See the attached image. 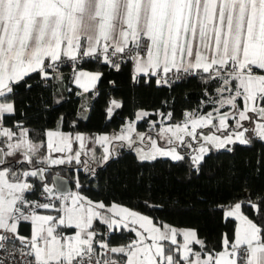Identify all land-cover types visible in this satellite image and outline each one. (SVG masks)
<instances>
[{
    "label": "snow or ice",
    "instance_id": "snow-or-ice-1",
    "mask_svg": "<svg viewBox=\"0 0 264 264\" xmlns=\"http://www.w3.org/2000/svg\"><path fill=\"white\" fill-rule=\"evenodd\" d=\"M86 61L115 73L128 67L132 86L171 89L196 79L203 99L174 123H167L173 111L138 107L111 134L78 130L90 108L68 130L63 115L53 128L16 119L21 88L47 91L52 81L70 79L77 96H100L104 73L85 71ZM50 95L51 105L64 99L59 91ZM105 105L110 121L125 100L109 94ZM141 121L148 131L137 130ZM257 142L264 147V0H0V264H264V190L254 192L241 175L242 164L264 176V151L254 162L236 159L238 147ZM121 149L141 166L135 181L146 193L161 161L169 172L184 169L180 183L204 177L231 190L209 209L221 227L234 224L231 232L211 243L199 226L177 228L94 200L79 179L75 191L45 182L50 167L73 163L95 179L98 168L118 162ZM195 196L207 203L199 191ZM22 224L30 226L28 236L20 234Z\"/></svg>",
    "mask_w": 264,
    "mask_h": 264
},
{
    "label": "trees",
    "instance_id": "trees-1",
    "mask_svg": "<svg viewBox=\"0 0 264 264\" xmlns=\"http://www.w3.org/2000/svg\"><path fill=\"white\" fill-rule=\"evenodd\" d=\"M83 69L103 72L101 82L97 85L100 96L92 98L90 105V119L81 121L78 130L83 133H105L121 128L126 118H131L134 110L143 107L148 110L160 109L161 111H173L175 122L182 119V113L192 110L203 99L201 86L196 79L179 81L171 89H157L153 86H132L129 82V68L124 67L120 73L109 70L103 64L94 61H86L81 64ZM61 71L65 77L71 76V68L67 65L62 66ZM110 80L117 81L114 88L108 83ZM69 86L72 91L68 92ZM59 91L64 99L60 104L51 105V95ZM17 97L18 111L17 120H24V124L30 128H53L56 126L57 118L65 116V130L71 126V122L76 119L79 113L81 97L75 93L76 88L70 79H66L62 84L57 81L51 82V87L44 91L40 87L34 86L30 92H25L23 88L19 90ZM115 98H123L125 106L117 110L109 121L105 117V100L108 95ZM91 96V94H88ZM47 101L51 107H42ZM162 101L167 103L162 104ZM30 105V106H29ZM203 111L209 109L204 108ZM23 113V116L21 115ZM149 120L156 119L155 116ZM138 130H148V124L141 121L137 125ZM264 147L260 143H255L251 148L238 147L236 153L237 161L251 159L253 162L258 158ZM123 155L118 162L110 163L103 169H97L98 175L95 179L80 170L75 164L59 165L50 167L46 174L45 182L51 183L54 174L68 175L72 179L71 188H75V181L79 179L82 191L94 200H104L106 203L116 202L125 205L135 211L150 216L154 221L165 222L175 227L199 226L201 235L207 237L211 243H216L221 232H231L234 224L221 227L219 217L209 215L211 202L226 200L232 192L221 187L219 190L209 185L206 178L202 177L193 184L180 183L178 177L183 175V168H173L169 172L167 163L157 162L152 169L153 192L146 193L143 185H138L135 181L138 169L141 167L135 161L134 154L121 149ZM219 158L225 161V167L230 157L227 154L220 155ZM213 163L209 160V164ZM150 167V166H148ZM222 173H218L220 175ZM241 175L249 177L252 190H264V176L256 175L250 168H244L241 164ZM76 177V179H73ZM148 171L145 170V180H148ZM238 188L239 184L234 185ZM199 191L207 203L196 200L195 193ZM36 197V196H32ZM149 201V206L145 207L144 200ZM195 205L192 207L191 205ZM247 214V213H246ZM131 235V234H126ZM119 237H113L115 243Z\"/></svg>",
    "mask_w": 264,
    "mask_h": 264
},
{
    "label": "crops",
    "instance_id": "crops-1",
    "mask_svg": "<svg viewBox=\"0 0 264 264\" xmlns=\"http://www.w3.org/2000/svg\"><path fill=\"white\" fill-rule=\"evenodd\" d=\"M85 71H90V72H97V71H95V70H88V69H84ZM75 88H76V86L74 85V84H72ZM69 88V86H67L66 87V89H68ZM76 91H79V89H77L76 88ZM85 96L86 97H89L88 99H85V97H81V102H80V109H79V112H81L82 110H83V108H90V105H91V101H92V98H91V96L90 95H88V94H85ZM138 130V129H137ZM149 130V129H148ZM148 130H146V131H148ZM115 131H119V129L118 130H115ZM138 131H140V130H138ZM112 132H114V131H111V132H108V133H112ZM85 134H88V133H85ZM92 135H99V134H97V133H92ZM96 148H98V151H101L100 149L101 148H99V146H96ZM101 154V153H100ZM71 178V177H70ZM75 179H76V177H74ZM73 178V179H74ZM52 183V182H51ZM52 185V184H51ZM52 187H53V185H52ZM178 228V227H177ZM179 228H182V227H179ZM19 231H20V234L21 235H23V236H28L29 235V233H30V226L29 225H27V224H22L21 225V227H20V229H19Z\"/></svg>",
    "mask_w": 264,
    "mask_h": 264
},
{
    "label": "water",
    "instance_id": "water-1",
    "mask_svg": "<svg viewBox=\"0 0 264 264\" xmlns=\"http://www.w3.org/2000/svg\"><path fill=\"white\" fill-rule=\"evenodd\" d=\"M52 185L54 189L59 188L61 185L64 186L66 190H70L71 184H72V179L68 177V175H58L54 174L51 178Z\"/></svg>",
    "mask_w": 264,
    "mask_h": 264
},
{
    "label": "rangeland",
    "instance_id": "rangeland-1",
    "mask_svg": "<svg viewBox=\"0 0 264 264\" xmlns=\"http://www.w3.org/2000/svg\"><path fill=\"white\" fill-rule=\"evenodd\" d=\"M175 122H178V121H175ZM167 123H174V122H167ZM141 132H146V130H140ZM205 131H207V129H205ZM83 133V132H82ZM97 134H111V133H108V132H105V133H97ZM74 147H75V145H74ZM93 147H96V146H93ZM96 150H97V155H99L101 152H102V149H100L101 151H98V148H96ZM86 157H84V156H82V159H85ZM73 164H75V163H73ZM75 179V178H74ZM49 186H52L51 184L52 183H48V182H46ZM76 190V188H72V189H70L69 191H75ZM116 203V202H115ZM119 204V203H118ZM120 205H122V204H120ZM122 206H125V205H122ZM127 207V206H126ZM131 209V208H130ZM133 210V209H132ZM135 211V210H134ZM140 213V212H139ZM141 214H143V213H141ZM143 215H145V214H143ZM148 216V215H147ZM150 217V216H149ZM151 218V217H150Z\"/></svg>",
    "mask_w": 264,
    "mask_h": 264
},
{
    "label": "built area",
    "instance_id": "built-area-1",
    "mask_svg": "<svg viewBox=\"0 0 264 264\" xmlns=\"http://www.w3.org/2000/svg\"><path fill=\"white\" fill-rule=\"evenodd\" d=\"M67 66H69L70 68H71V65L69 64V65H67ZM70 88V87H69ZM30 198H32V199H36L37 197H30ZM3 255V253H0V256H2ZM10 259V258H9Z\"/></svg>",
    "mask_w": 264,
    "mask_h": 264
},
{
    "label": "flooded vegetation",
    "instance_id": "flooded-vegetation-1",
    "mask_svg": "<svg viewBox=\"0 0 264 264\" xmlns=\"http://www.w3.org/2000/svg\"><path fill=\"white\" fill-rule=\"evenodd\" d=\"M69 177V176H68Z\"/></svg>",
    "mask_w": 264,
    "mask_h": 264
}]
</instances>
